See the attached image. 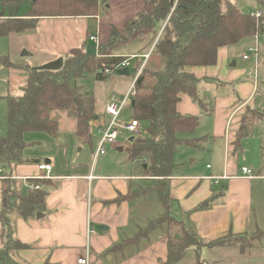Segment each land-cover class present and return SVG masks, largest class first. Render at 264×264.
I'll list each match as a JSON object with an SVG mask.
<instances>
[{
    "label": "trees",
    "instance_id": "16d2710c",
    "mask_svg": "<svg viewBox=\"0 0 264 264\" xmlns=\"http://www.w3.org/2000/svg\"><path fill=\"white\" fill-rule=\"evenodd\" d=\"M144 8L135 17L126 20L123 31L117 26L109 28L108 35L100 45L95 44L91 52L73 48L67 62L59 71H41L12 62L8 57L0 59L6 69L25 71L27 80L23 96L7 95V132L0 136V164L5 167L34 165L39 160L24 156L29 147L24 137L28 133H40L52 138L59 137L61 117L74 123V135L82 145L91 146L94 137L91 128L94 122L102 120L93 94L82 93L77 85L81 79L94 77L105 81L113 74L105 75L102 70L117 66L125 60L117 57L112 50L124 45L132 36L142 35L145 48L150 56L135 83L132 120L140 123L139 133L145 136L133 137L126 148L130 163L143 162V177L158 183L155 191L160 195L165 214L151 222L146 229L138 231L130 243L146 238L162 228L161 233L168 240L166 264H179L189 249L198 248L204 241L188 223L172 214L168 203H175L169 195V181L177 170L174 161L179 148L199 149L207 139L188 140L181 137L193 133L199 126V117L182 115L177 104L182 94H188L201 109V114L212 116L214 105L198 93V79L189 68L215 66L220 49L236 45L255 36H264V15L260 18L245 14L237 6L228 3L222 11L224 0H143ZM107 0H4L0 4V17L8 20L0 23V37L11 33H21L36 28L44 19L99 18ZM26 9L25 14L21 11ZM144 48V47H143ZM98 51L96 56L95 51ZM147 52V53H148ZM136 54L137 67L143 58ZM210 106V107H209ZM264 122V114L248 107L243 115L234 142L235 151L240 152L244 139L254 134L256 124ZM146 165V168L144 166ZM4 167V168H5ZM2 208L0 221L7 233L5 244L0 251V259L10 257L15 251L30 249L21 243L14 230L12 214L17 211L19 218L26 221L36 219L43 213L48 188L56 187L50 180L36 181L39 190L26 189L12 173L2 171ZM149 190V189H148ZM22 192V193H21ZM144 192H147L145 190ZM21 193L20 205L15 209L12 200ZM209 204H202L198 210H206ZM173 210V209H172ZM257 230L256 232H259ZM249 234L226 235L212 242H204L206 247L249 249L264 233L254 235L250 246L242 241L232 242L229 238L243 239ZM19 264V263H14Z\"/></svg>",
    "mask_w": 264,
    "mask_h": 264
},
{
    "label": "crops",
    "instance_id": "0c3cea01",
    "mask_svg": "<svg viewBox=\"0 0 264 264\" xmlns=\"http://www.w3.org/2000/svg\"><path fill=\"white\" fill-rule=\"evenodd\" d=\"M142 44L140 49H146L145 44ZM152 47L140 52L139 57ZM232 47L234 45L220 49L215 66L188 69L201 79L197 86L198 93L209 100L215 109L212 115L215 116L213 135L202 138L207 140L199 149L211 151L213 148L212 152H215L214 147H208L222 141L224 157L221 161L215 159L214 164H207L202 177L189 174L196 159L192 160V166L183 162L178 164L174 159L178 167L169 180V195L175 202L172 214L193 227L204 242H212L229 234H249L252 229L257 231L264 227V184L258 179L241 177L243 167L251 169L256 175L264 174V138L252 139L254 133L242 141L240 152H236L234 146L246 106L254 108L252 103L256 97H264V82L256 79L257 67L255 80L251 81L247 76L250 74L251 77L252 72L247 73V68L238 69L236 62L234 68L230 66L234 58ZM112 54L123 57L115 52ZM135 55L129 54L124 58ZM250 59L245 60L243 57L244 62ZM50 62L53 61H47L46 64ZM14 63L23 64L20 60ZM12 72L23 74L27 80L25 71L12 69ZM23 88L21 93H24ZM209 88L214 89L217 96L210 94ZM227 93H231L229 98L222 100ZM216 97L219 98L213 102ZM177 111L182 115L199 117V124L201 116H206L201 114L200 107L188 94L180 96ZM62 130L58 138L40 133L25 135L29 147L24 156L39 160L38 164L11 165L10 168L0 164L1 171H9L22 185L23 178L44 176V173L39 172L38 165L50 164L53 170L49 180L56 185L47 189L43 219L26 221L19 218L15 222L16 237L31 248L12 252L10 257L17 259L14 262L19 264H79L80 259L86 258L87 245L89 264H166L168 240L164 234L153 235V232L146 238L129 242L139 230L146 229L152 222L145 228L137 223L144 218L143 206L146 205L141 200L155 191L153 181L143 177V174L128 177L111 174L108 170L109 175L104 174V168L94 167L88 159L90 156L94 158L95 143L90 146L92 154L81 157L85 146L78 149L80 143L74 135V126ZM251 139L252 143L249 141ZM114 146L109 148V152L117 146L118 150L121 148L120 142ZM186 148L189 147L178 150ZM116 171L126 173L128 170L124 167ZM137 181H146L151 185L142 186ZM2 188L3 179H0V211ZM21 193L12 200L15 209L20 205ZM206 203L209 204L206 210H198ZM90 219L94 222L93 226ZM90 226L94 228V234L88 242ZM131 226L134 227L131 229ZM131 231L134 236H130ZM5 233L0 221V251L5 244ZM190 250L196 251L195 248Z\"/></svg>",
    "mask_w": 264,
    "mask_h": 264
},
{
    "label": "rangeland",
    "instance_id": "374dc122",
    "mask_svg": "<svg viewBox=\"0 0 264 264\" xmlns=\"http://www.w3.org/2000/svg\"><path fill=\"white\" fill-rule=\"evenodd\" d=\"M4 0H0V4ZM231 3L241 9L245 14L251 15L252 12L263 11L264 15V0H224L222 3V11L226 10L227 4ZM144 8L143 0H107L106 7H102L101 14L99 18H75V19H44L41 20L36 28L27 29L21 33H11L8 37H0V59L8 57L12 62L21 61V65L29 67L30 69L33 67H41L46 64L47 61H57L59 59H63L64 62H67L68 54L73 48H81L85 52H91V48L94 44L89 41L90 36H95L98 40V44L100 45L103 42V39L106 38L109 32V28L114 25L119 28L120 32L123 31L122 25L126 20H129L139 12H142ZM26 9L24 8L21 13L25 14ZM8 19L6 17H0V23L6 22ZM142 35L136 34L132 36L124 45L117 46V48L113 49V53L118 54L120 56H127L131 54H137L143 52L146 49H140L142 44ZM258 46L259 48V61L255 60L254 54L249 52V49L252 47ZM140 49V50H139ZM234 54L233 60L230 62V66L236 62L238 63L237 68L243 69L247 68L248 74L247 78L251 81L255 80L257 67V81L261 83L264 82V36L261 37L255 36L252 39L243 40L242 42L234 45L232 47ZM139 50V51H138ZM27 53L30 54V57H23V55ZM136 56V55H135ZM249 56L251 59L249 62H244L243 57ZM137 62L134 60L132 62V66L130 67V76L124 78L120 76L118 73L113 74L107 80L101 82L97 81L94 77L90 76L86 79H80L77 83L79 87H81L82 93L87 92L91 93L95 96L97 101V109L100 116H105V108L107 103L111 98H115V100H120L127 89L130 87V81L136 75ZM136 67V68H135ZM234 68V67H233ZM23 74H18L12 72L11 69H6L0 63V136H3L7 132L6 126V114H7V106L6 102L3 99L7 95L11 94L13 96H23L24 93H21L22 88L24 87L26 80ZM7 84V85H5ZM224 86V85H223ZM8 87V88H7ZM208 92L210 94H215V90L209 88ZM225 93V92H224ZM222 94V93H221ZM231 93L224 94L221 98L222 100H226L229 98ZM221 97V96H220ZM219 97L213 99V102ZM210 106V102L208 103ZM209 106V107H210ZM252 106L262 112L264 114V97H256L253 101ZM249 106H246L248 108ZM246 111L244 112V114ZM132 111L130 107H127L122 114V121H131L132 120ZM215 116H201L200 124L198 128L190 134H184L181 137L184 139L197 140L205 137H209L213 135V129L215 127ZM60 128L59 133L63 132L62 129L65 127H73L74 123L69 121L66 118H60ZM136 121V120H134ZM139 131V130H138ZM254 137L252 139L260 138L263 136L264 138V122L259 123L254 129ZM95 132V130H94ZM131 136H136L139 138H143L145 136L144 132L139 134L130 135L125 131H121L118 142H120L121 148L123 151H119L117 147L109 152L108 147V155L105 157H100L95 163L94 158L92 156L88 157L89 161L93 164V166H97L98 168H104L105 173L108 174L107 170L111 174H120L123 176H135L143 174L142 165L143 162L141 160L130 163L129 156L127 154L126 148L129 147V139ZM95 147H93V151L95 152L97 146V136L93 134ZM249 140L252 141L253 140ZM79 148H84V151L81 153V157H85L86 155H91L92 151L89 145H82L79 142ZM223 142H217V144L209 146L208 148L214 147L211 151H204L202 148L198 150H193L190 148L178 150L175 155L176 163L180 164V162L185 163L187 166H192V160L196 159V164L193 165V170L189 174L193 176H204L206 171L207 164H214L215 159L221 161L224 157L223 150ZM205 145V144H204ZM47 146V145H46ZM115 147V146H112ZM243 157L241 158V161ZM115 164H114V163ZM116 163H120L121 165H116ZM219 164V163H218ZM217 166V164H216ZM124 167L128 170L119 172L116 170H123ZM115 170V171H112ZM109 175V174H108ZM43 181V180H40ZM45 181V180H44ZM139 185L146 186L151 185L146 181H137ZM167 185L169 181H166ZM158 183L152 184L154 188L158 187ZM146 198L142 199L143 201V209H144V218L140 223L143 228H145L148 223L154 220H158V218L162 217L165 213V210L162 203L159 200V194L156 191L150 192ZM138 202V201H137ZM136 202V203H137ZM174 208L173 203H168V209L172 211ZM13 221L16 222L19 219L17 211L12 214ZM43 219V218H42ZM90 223L93 226L94 222L90 219ZM264 226V224H262ZM134 226H131V229ZM162 228H158L153 235L161 234ZM7 233V231H6ZM5 233V234H6ZM264 233V227L259 232L254 231L252 229L249 232V236L243 239H232L229 238L232 242L242 241L243 246H250L249 244L252 240V236L261 235ZM130 236H134L132 231L129 233ZM239 244V242L237 243ZM91 246V244H90ZM206 243H202L195 250H190L187 252L185 259L179 264H264V236L260 238V240L255 243V245H251L248 247L249 249H238V248H213L210 249L206 247ZM91 251V247H90ZM86 256H90L89 251H87L86 245ZM17 259L14 257H7L4 259H0V264H14Z\"/></svg>",
    "mask_w": 264,
    "mask_h": 264
},
{
    "label": "built area",
    "instance_id": "2783aa9c",
    "mask_svg": "<svg viewBox=\"0 0 264 264\" xmlns=\"http://www.w3.org/2000/svg\"><path fill=\"white\" fill-rule=\"evenodd\" d=\"M251 16H254L256 18H260L263 16V11H257V12H252ZM258 40V38H257ZM89 41L92 44H95L98 46V40L96 39L95 36H90ZM153 47L151 48L152 51ZM150 52L146 53L145 55L142 56L143 58V63L142 66L136 68L137 72L134 78L131 81L130 87L127 89V91L124 93L122 98L120 100H115V98H111L110 101L107 103V106L105 108V116L102 120L103 122L100 123V121H97L96 125H92L91 132L92 134H96L97 136V146L94 152V162H96L100 157H105L108 153V147L114 146L118 143L120 133L121 131H125L130 135L138 134V130L140 129V123L138 121H122V114L124 110L127 107H131L133 97L135 96V83L140 76L143 67L145 63L147 62ZM249 52H252L254 54V58L257 61L258 60V53H259V48L258 46L252 47L249 49ZM96 56H98V51H95ZM136 56H130L126 57L124 61L119 63L117 66H113L111 68H104L103 73L105 75L109 74H116L119 71L129 68L132 66V62L136 59ZM249 56H244V59L247 60L249 59ZM95 130V132H94ZM38 170L40 173H44V176L42 177H36V178H23V187L26 189H32V190H39L40 185L36 183L38 180H49L51 179V173L53 170L52 165L50 164H40L38 165ZM2 171L0 170V179H5L4 177L1 176ZM241 177L254 180L258 179L264 184V174L262 175H256L251 169L243 167L241 169ZM208 179H213V178H208ZM215 180H219L221 178H214ZM94 234V228L90 226L89 232H88V242L90 238ZM79 264H89L88 263V256L86 258H82L78 261Z\"/></svg>",
    "mask_w": 264,
    "mask_h": 264
},
{
    "label": "water",
    "instance_id": "95a60500",
    "mask_svg": "<svg viewBox=\"0 0 264 264\" xmlns=\"http://www.w3.org/2000/svg\"><path fill=\"white\" fill-rule=\"evenodd\" d=\"M25 56L30 57V54L25 53L23 55V57H25ZM63 64H64V60L61 58V59H59L57 61H53V62L47 63V64H45V65H43L41 67H38V69L41 70V71H59V70L62 69ZM235 66H236V63L234 62L231 65V67H235ZM118 74L120 76H123V77H129L130 76V70H129V68H125V69L119 71ZM134 105H135V102L132 101L131 107H134ZM133 140H134V138L132 137L130 139V142H132ZM123 150H124L123 148L119 149L120 152L123 151ZM144 168H146V165L144 166ZM36 218L38 220H40V219L44 218V215L42 213H38Z\"/></svg>",
    "mask_w": 264,
    "mask_h": 264
}]
</instances>
